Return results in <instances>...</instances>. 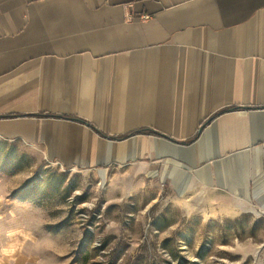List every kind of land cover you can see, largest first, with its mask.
<instances>
[{
    "label": "crops",
    "instance_id": "0c3cea01",
    "mask_svg": "<svg viewBox=\"0 0 264 264\" xmlns=\"http://www.w3.org/2000/svg\"><path fill=\"white\" fill-rule=\"evenodd\" d=\"M0 137L264 214V0H0Z\"/></svg>",
    "mask_w": 264,
    "mask_h": 264
},
{
    "label": "rangeland",
    "instance_id": "374dc122",
    "mask_svg": "<svg viewBox=\"0 0 264 264\" xmlns=\"http://www.w3.org/2000/svg\"><path fill=\"white\" fill-rule=\"evenodd\" d=\"M161 169L67 166L0 137V264H264V214L221 212Z\"/></svg>",
    "mask_w": 264,
    "mask_h": 264
},
{
    "label": "built area",
    "instance_id": "2783aa9c",
    "mask_svg": "<svg viewBox=\"0 0 264 264\" xmlns=\"http://www.w3.org/2000/svg\"><path fill=\"white\" fill-rule=\"evenodd\" d=\"M147 17H148V16H147L146 14H142V15L140 16V19H141V20H146ZM263 148H264V147H263Z\"/></svg>",
    "mask_w": 264,
    "mask_h": 264
}]
</instances>
